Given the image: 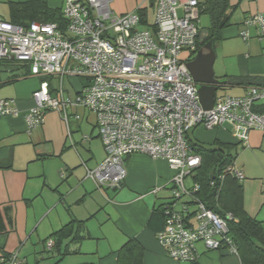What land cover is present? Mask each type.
<instances>
[{
    "label": "built area",
    "instance_id": "2783aa9c",
    "mask_svg": "<svg viewBox=\"0 0 264 264\" xmlns=\"http://www.w3.org/2000/svg\"><path fill=\"white\" fill-rule=\"evenodd\" d=\"M109 2L63 0V28L37 22L21 27L0 21V60L26 65L28 77L42 79L32 95L31 109L21 112L13 100L0 99V117L21 116L32 131L44 124L48 112L60 113L67 123L68 109L88 110L95 117L105 153L99 166L85 168L86 178L98 190L121 185L128 156L164 160L173 175L170 198L163 204L164 225L155 237L166 256L194 262L199 243L207 250L225 249L238 256L225 220L195 196L199 186L193 175L201 159L190 151L187 135L197 128L211 131L228 125L235 139L247 147L249 132H264V111H260L264 86H251L243 96L215 94L212 108L202 109L186 67L197 54L198 0H155L154 23L144 29L138 27L141 18L137 13L115 15ZM243 25L254 27L264 45V13L247 17ZM240 36L248 39L246 31ZM64 77L80 81L72 97L64 96ZM49 78L58 79L57 91ZM74 116L80 120L77 113ZM225 173L238 181L244 179L234 163ZM189 176L191 186L186 187ZM51 245L48 241L46 249ZM0 264L22 261L12 253L0 258Z\"/></svg>",
    "mask_w": 264,
    "mask_h": 264
},
{
    "label": "crops",
    "instance_id": "0c3cea01",
    "mask_svg": "<svg viewBox=\"0 0 264 264\" xmlns=\"http://www.w3.org/2000/svg\"><path fill=\"white\" fill-rule=\"evenodd\" d=\"M26 3L43 6L33 8L31 14L43 9L62 14L63 0H0V21L10 22L12 6ZM228 3L229 25L222 29L220 40L212 46L214 76L226 81L225 88H237L235 96H243L252 85L236 87L227 81L249 79L264 84V45L254 27L243 25L247 17L264 13V0H228ZM155 6V0L109 2V9L115 15L132 12L142 15L138 26L141 29L153 25ZM202 16L207 15L199 16V32L208 27L200 26ZM242 31L248 33L246 41L240 36ZM28 78L34 79L25 81ZM41 80L27 76L1 85L0 99L13 100L16 108L25 112L33 107L32 95ZM71 83L74 94L79 86ZM68 110L67 123L60 113L48 112L44 124L32 131L27 130L21 116L0 117V258L17 253L22 264H117L118 250L127 240L134 239L143 249L142 264H242L238 256L225 249L207 250L201 243L196 246L194 262H177L167 257L156 241L157 232L147 227L151 213L169 200L173 172L167 163L145 155L128 156L124 160L126 176L121 185L110 194L105 193L106 189L98 190L85 176V168L94 169L105 158L101 141L93 140L94 129L98 137L95 117L81 108ZM76 113L81 121L84 119L91 125L89 134L82 135L79 141H74L69 125V117L74 118ZM206 135L204 141L195 140L205 144L214 141L232 144L235 162L242 151L244 161L238 165L244 174L243 181H239L242 208L264 225V160H247V156L264 155V132H249L247 148L224 128L207 131ZM61 181L68 182V189L66 195L58 196ZM71 222H75L73 235L79 239L46 249L47 241L55 242L50 236Z\"/></svg>",
    "mask_w": 264,
    "mask_h": 264
},
{
    "label": "trees",
    "instance_id": "16d2710c",
    "mask_svg": "<svg viewBox=\"0 0 264 264\" xmlns=\"http://www.w3.org/2000/svg\"><path fill=\"white\" fill-rule=\"evenodd\" d=\"M38 7L43 8L36 3L13 5L9 23L27 27L30 23L37 22L57 24L63 28L65 20L62 14L48 12L45 9L31 14V10ZM229 7L228 0L198 1L199 16L207 15L209 24L203 32H199L197 52L206 43L211 42L213 46L220 40L222 29L229 25L227 14ZM28 73L26 65L0 60V86L27 77ZM227 83L236 87L241 85L263 87L260 85H264L259 80L250 81L249 79L227 81ZM260 111L263 112L264 107ZM187 142L190 151L201 159V164L193 175L194 182L199 186L195 196L206 209L225 220L227 236L232 240L242 264H264V225L244 212L240 200L241 185L238 180L225 173L229 165L236 163L232 153L233 145L220 141L205 144L192 140L189 135H187ZM163 208L164 206L161 205L154 210L147 221V227L155 233L159 232L164 225ZM228 214L231 215V219H226ZM74 224L75 222H71L50 236L55 241L54 244L51 243V249L59 248L66 240L72 243L79 239L73 235ZM142 259L143 249L134 239L127 240L117 252V264H142Z\"/></svg>",
    "mask_w": 264,
    "mask_h": 264
},
{
    "label": "rangeland",
    "instance_id": "374dc122",
    "mask_svg": "<svg viewBox=\"0 0 264 264\" xmlns=\"http://www.w3.org/2000/svg\"><path fill=\"white\" fill-rule=\"evenodd\" d=\"M200 26H206L208 25V17L207 16H202L201 19H200ZM213 72H214V64H213ZM32 77V76H31ZM34 78H28L26 79L25 81H30V80H33ZM47 81L49 82V84L51 85L52 89H54L55 91H57L59 89V81L57 78H49L47 79ZM79 80L77 78H67V77H64L63 78V90H64V96L65 98L67 97H72V89H71V86H70V83L73 82L74 84H76L77 86H79ZM72 84V83H71ZM2 89V87L0 88ZM216 95L217 96H220V95H228V96H235V95H238V90L237 88H219L216 92ZM53 96H55V94L53 93ZM68 114H71L70 110H68ZM86 116H88L89 118L92 117L91 115L89 116V113L88 112H85ZM70 129L71 131H73V134H72V137L74 139V141H79L81 140L82 138V135H88L89 134V131L91 129V125L86 122L84 119L81 121L78 120V121H75L73 116H70ZM223 128L225 130H230V127L228 125H225L223 126ZM206 132L207 131H204V130H201V129H197L195 131H192L189 136L191 137L192 140H198V141H204L205 138H206ZM209 132V131H208ZM96 130L94 129L93 130V140L95 142H98L100 143V140L98 139V137H96ZM85 145H87V143H85ZM96 146V145H95ZM247 148V147H246ZM264 148V146H263ZM247 150V149H245ZM74 151V150H73ZM244 152V151H243ZM248 152V151H247ZM239 158L237 159V162L235 163V165L238 167V165H241L242 162L244 161L243 160V157H242V151L241 153H239ZM263 155V154H262ZM262 159L264 160V155L263 156H258L256 154H254L252 157L251 156H247V160L250 161V160H256L257 162L259 161V159ZM56 160V159H55ZM51 162H54V161H51ZM238 163V164H237ZM240 168V167H239ZM71 178V177H70ZM69 178V179H70ZM68 179V180H69ZM67 180V181H68ZM67 181H61L60 183V186L58 187V196L61 194V195H66V189H68L67 187ZM185 185L186 187H189L191 186V177H187L185 179ZM111 190L112 189H106L105 190V193H111ZM98 196H101L100 193H98L97 191L95 192ZM169 198H170V191H169ZM187 198H184L183 200H185ZM42 202V201H41ZM42 204V203H40ZM42 206V205H40ZM179 206V205H178ZM192 209V208H191ZM56 215V213L54 212V216ZM52 218V216H50V219Z\"/></svg>",
    "mask_w": 264,
    "mask_h": 264
},
{
    "label": "water",
    "instance_id": "95a60500",
    "mask_svg": "<svg viewBox=\"0 0 264 264\" xmlns=\"http://www.w3.org/2000/svg\"><path fill=\"white\" fill-rule=\"evenodd\" d=\"M214 59L215 53L212 43L208 42L200 48L191 61L186 63V67L196 84L199 104L204 110L212 108L217 90L226 86L225 80H219L214 76ZM118 187L114 188L113 191Z\"/></svg>",
    "mask_w": 264,
    "mask_h": 264
},
{
    "label": "bare ground",
    "instance_id": "6f19581e",
    "mask_svg": "<svg viewBox=\"0 0 264 264\" xmlns=\"http://www.w3.org/2000/svg\"><path fill=\"white\" fill-rule=\"evenodd\" d=\"M194 82V81H193ZM195 86H196V84H195Z\"/></svg>",
    "mask_w": 264,
    "mask_h": 264
}]
</instances>
